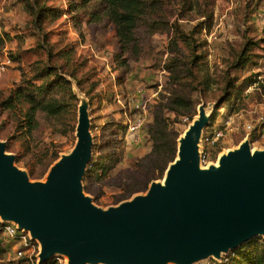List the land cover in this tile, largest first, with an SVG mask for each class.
I'll use <instances>...</instances> for the list:
<instances>
[{
    "label": "rangeland",
    "instance_id": "374dc122",
    "mask_svg": "<svg viewBox=\"0 0 264 264\" xmlns=\"http://www.w3.org/2000/svg\"><path fill=\"white\" fill-rule=\"evenodd\" d=\"M77 1L0 0V30L5 40L0 62L6 56L13 61L0 78V101L24 79L38 74L48 81L58 72L71 83L79 105L82 100L89 104L94 158L108 152L117 159L107 175L94 173L97 181L92 185V194L86 189L89 173L83 181L86 194L97 206L107 209L146 194L154 181L164 179L165 170L175 159L170 145L154 146L149 126H160L176 138L178 145V138L203 105L207 112H213L202 134L209 135L227 115L233 114L228 113L233 103L228 92L234 93L245 78L264 80V23L252 12L259 0H148L153 1L154 9L139 30L144 45L141 57L119 69L114 60L120 52L114 25L104 17L92 22L82 18L77 23L68 12L70 3ZM204 48V60L192 61V56L201 54ZM241 56H249V62L241 63ZM175 60L185 64L173 80L166 65ZM170 93L190 101L179 114L165 107ZM245 94L242 99L246 105L234 117L240 129L226 135L215 147V161L220 153L243 140L244 122L264 114V90L255 83ZM156 107L161 108V121L155 119ZM12 113L0 105V141L16 156V165L29 175L31 169L39 173L44 170L40 177L30 175L32 181H46L51 167L76 145L78 110L76 121L70 113L64 114L53 120L54 128L44 125L32 136L20 133ZM136 115L142 124L132 132L128 124L129 120L136 122ZM252 147L262 149L264 141ZM55 150L59 158L46 167L44 162ZM17 259L16 249L11 247L4 264H17ZM66 260L56 255L52 261L66 264Z\"/></svg>",
    "mask_w": 264,
    "mask_h": 264
},
{
    "label": "water",
    "instance_id": "95a60500",
    "mask_svg": "<svg viewBox=\"0 0 264 264\" xmlns=\"http://www.w3.org/2000/svg\"><path fill=\"white\" fill-rule=\"evenodd\" d=\"M88 108L82 100L76 145L46 181H32L0 141V222L39 245L37 264L56 255L69 264H207L264 239V148L252 151L246 136L218 166L200 168L203 130L213 117L203 105L178 138L164 184L97 206L83 183L94 160Z\"/></svg>",
    "mask_w": 264,
    "mask_h": 264
},
{
    "label": "trees",
    "instance_id": "16d2710c",
    "mask_svg": "<svg viewBox=\"0 0 264 264\" xmlns=\"http://www.w3.org/2000/svg\"><path fill=\"white\" fill-rule=\"evenodd\" d=\"M29 7L34 9L33 4H29ZM153 9V1L150 3L148 0H78L76 3H70L68 12L77 23L82 18H87L88 22H92L104 17L114 25L120 44V52L114 55V60L118 64L119 69H122V66L127 65L129 60H138L141 57L144 45L142 44L139 30L147 23L146 18L150 12L153 13ZM48 11L55 13L54 10ZM64 13L66 14L67 12ZM4 41V36L0 30V52L3 49ZM206 53L207 49L204 48L201 54L192 56V61L197 60L202 62ZM243 57H239L241 63L249 62V56ZM184 64L183 60H175L166 65L167 69L171 70V79L175 80L179 77L181 73L180 69ZM46 73H49V70ZM122 73H126L125 70H122ZM45 78L43 74H38L34 78L24 79L17 89L13 90L0 101L2 108L13 112L12 114L17 120V128L22 135L32 136L34 131H40L44 125L48 128H54L53 120H59L64 114L70 113L73 120L76 121L77 119L79 100L73 93L71 83L58 72L48 81H45ZM123 78L124 76H122L121 81H123ZM255 83H257L258 88L264 90V85L254 76L253 78L243 79L236 87L234 93L228 92V95L233 97V103L228 110L229 114L236 113L245 107L246 104L242 98ZM189 103L190 101L187 97L178 93H170L168 104L165 107L179 114L180 108L187 107ZM160 107L163 108L162 105ZM160 107H156L155 109L157 111L155 119L158 121L162 119ZM189 119L191 120L192 117H189ZM72 127L74 128V124ZM61 131L63 132V130ZM148 132L154 141V146L161 144L170 145L173 152L172 156H175V153L177 155L175 137H171L158 125L149 126ZM47 154L45 159L48 156ZM58 158L59 151L55 150L44 164H46V167H49ZM172 160L170 159L169 161ZM116 161L117 159L114 158L113 154L108 152H103L102 158H94L86 181V189L90 194L93 193V190H91L92 185L97 181L93 176L94 173H99L100 177L107 175L115 168ZM42 172L39 173L31 169L30 175L34 178L40 177ZM13 244V242L5 240L2 227L0 226V264H4V258L10 252ZM35 257L33 256L34 260ZM17 262V264H33L25 256L18 258ZM7 264H12V262H8ZM46 264L59 263L51 261ZM209 264H264V239H257L242 246L235 252L230 253L221 263L210 262Z\"/></svg>",
    "mask_w": 264,
    "mask_h": 264
},
{
    "label": "built area",
    "instance_id": "2783aa9c",
    "mask_svg": "<svg viewBox=\"0 0 264 264\" xmlns=\"http://www.w3.org/2000/svg\"><path fill=\"white\" fill-rule=\"evenodd\" d=\"M253 16L258 21L264 23V0H259L257 7L253 12ZM12 64L13 61L8 56H6V58H4L2 62H0V78L2 77L3 73L6 71L7 67L11 66ZM260 82L264 85V80L261 79ZM137 107H140V105H138ZM142 107L145 109L146 107L145 104H143ZM235 116H239V115L237 113H233L232 115L226 116L219 127L212 130L211 134L202 137V143L204 144V146L202 147V155H201L202 165L206 166L208 163L214 161L213 159L217 155H215L213 151L215 147H218L219 142L226 135L237 133L239 131L240 126L235 125L234 123ZM135 120L136 122H134V120H129V124H128L129 130L132 132L139 130L142 124V120H140L139 116L136 115ZM241 128L242 131L244 132L241 139H244L246 136H248L251 140V145L258 141H264V114L262 113L258 114L252 120L248 122H244ZM0 226L2 227V232L5 240L14 243L13 247L16 249L17 258L25 256L28 257L30 261L33 262V264L34 263L37 264L39 245L31 239L30 235L28 233L19 230L17 226L14 224H2L0 222ZM33 256H36L35 260ZM225 258H223V260ZM221 262H214V263H221Z\"/></svg>",
    "mask_w": 264,
    "mask_h": 264
},
{
    "label": "bare ground",
    "instance_id": "6f19581e",
    "mask_svg": "<svg viewBox=\"0 0 264 264\" xmlns=\"http://www.w3.org/2000/svg\"><path fill=\"white\" fill-rule=\"evenodd\" d=\"M206 114L208 115V112H206ZM186 130H187V129H186ZM184 134H185V132L181 135L180 138H182V137L184 136ZM234 148H237V147H234ZM234 148H233V149H234ZM233 149H229V150H225V151H223L222 153H220V154L218 155V158H217L216 161L214 160V161L208 163L206 166L199 164L200 168H207V166H208L209 164H214V165L218 166V165H219V161H220L221 156H222V155H225V154H226L227 152H229V151H232ZM198 150H199V143H198ZM254 150H255V148L252 147V151H254ZM176 158H177V156H176ZM165 178H166V173H165L164 179L161 181V184H164V182H165ZM66 264H69V260H68V259H67V261H66Z\"/></svg>",
    "mask_w": 264,
    "mask_h": 264
}]
</instances>
